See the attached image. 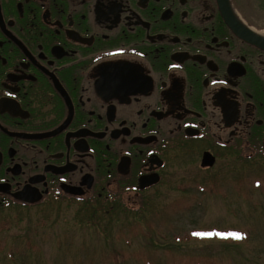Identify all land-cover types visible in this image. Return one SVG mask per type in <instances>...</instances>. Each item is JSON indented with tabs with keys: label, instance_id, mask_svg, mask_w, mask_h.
<instances>
[{
	"label": "flooded vegetation",
	"instance_id": "af4514ba",
	"mask_svg": "<svg viewBox=\"0 0 264 264\" xmlns=\"http://www.w3.org/2000/svg\"><path fill=\"white\" fill-rule=\"evenodd\" d=\"M263 9L0 0V209L129 212L181 165L264 163Z\"/></svg>",
	"mask_w": 264,
	"mask_h": 264
},
{
	"label": "rangeland",
	"instance_id": "374dc122",
	"mask_svg": "<svg viewBox=\"0 0 264 264\" xmlns=\"http://www.w3.org/2000/svg\"><path fill=\"white\" fill-rule=\"evenodd\" d=\"M135 200L109 214L0 209V264H264V163L220 160L203 172L197 160Z\"/></svg>",
	"mask_w": 264,
	"mask_h": 264
},
{
	"label": "water",
	"instance_id": "95a60500",
	"mask_svg": "<svg viewBox=\"0 0 264 264\" xmlns=\"http://www.w3.org/2000/svg\"><path fill=\"white\" fill-rule=\"evenodd\" d=\"M214 164V158L211 155H204L201 166L202 167H211ZM15 198L21 201H26L25 196L15 195Z\"/></svg>",
	"mask_w": 264,
	"mask_h": 264
},
{
	"label": "trees",
	"instance_id": "16d2710c",
	"mask_svg": "<svg viewBox=\"0 0 264 264\" xmlns=\"http://www.w3.org/2000/svg\"><path fill=\"white\" fill-rule=\"evenodd\" d=\"M210 189H212V186L211 187H209Z\"/></svg>",
	"mask_w": 264,
	"mask_h": 264
},
{
	"label": "snow or ice",
	"instance_id": "6c2138e0",
	"mask_svg": "<svg viewBox=\"0 0 264 264\" xmlns=\"http://www.w3.org/2000/svg\"><path fill=\"white\" fill-rule=\"evenodd\" d=\"M199 235V234H198Z\"/></svg>",
	"mask_w": 264,
	"mask_h": 264
}]
</instances>
